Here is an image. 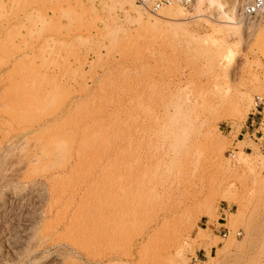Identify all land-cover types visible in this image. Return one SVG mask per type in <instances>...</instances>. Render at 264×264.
I'll list each match as a JSON object with an SVG mask.
<instances>
[{
	"label": "rangeland",
	"instance_id": "obj_1",
	"mask_svg": "<svg viewBox=\"0 0 264 264\" xmlns=\"http://www.w3.org/2000/svg\"><path fill=\"white\" fill-rule=\"evenodd\" d=\"M209 1L0 0V264H264V16ZM174 107L187 165L164 176ZM99 199L121 239L68 234Z\"/></svg>",
	"mask_w": 264,
	"mask_h": 264
},
{
	"label": "bare ground",
	"instance_id": "obj_2",
	"mask_svg": "<svg viewBox=\"0 0 264 264\" xmlns=\"http://www.w3.org/2000/svg\"><path fill=\"white\" fill-rule=\"evenodd\" d=\"M196 1L197 0H195L194 1V4L196 3ZM247 1H249V0H242L241 2L240 1H235V2H233V3H231V8H232V12H234V14L235 15H238V16H242V18H244V19H246L247 20V23H242V22H234V19L233 18H230V17H228V19H229V21H227L229 24H231V25H234L235 27L236 26H239V28H241L242 29V25L243 24H246V26H248V28L249 27H251L252 28V25L253 26H255L254 25V21L256 20L255 18H246L244 15H243V9H244V7H243V9L241 8ZM209 2H211V3H209L210 4V6L212 5V4H216L214 1H209ZM246 5V4H245ZM131 7L132 8H134L133 7V3H131ZM165 8V7H164ZM164 8H162V9H164ZM162 9H160L159 11H161ZM158 11V12H159ZM157 12V13H158ZM137 13H138V15H142L141 13H140V11H137ZM162 13V12H161ZM154 14H156V13H154ZM224 14L227 16V13L226 12H224ZM158 16H160V15H158ZM161 18H163V19H165L164 17H161ZM258 18V17H257ZM239 24V25H238ZM234 27V28H235ZM237 29V28H236ZM244 29V28H243ZM238 30H240V29H238ZM53 33V32H52ZM247 34V33H246ZM51 36V35H50ZM26 38V37H25ZM51 40V39H50ZM30 42V41H29ZM47 42V41H46ZM36 45V44H35ZM47 45V44H46ZM14 46V45H13ZM34 46V44H32L31 45V47H33ZM30 47V48H31ZM1 48V47H0ZM2 49V48H1ZM48 49V48H47ZM52 49V48H51ZM4 50V49H3ZM20 50V49H19ZM18 50V51H19ZM36 53V52H35ZM232 53H235V52H232L231 51V48H228L227 49V51H226V53H225V60L227 61H229V59H231L232 58V56H233V54ZM19 54V53H18ZM37 54V53H36ZM26 56V55H25ZM234 58H235V55L233 56ZM224 58V57H223ZM227 58H229V59H227ZM233 59V58H232ZM14 62V61H13ZM229 62H232V60L231 61H229ZM228 62V63H229ZM20 69V68H19ZM1 70H2V68H1ZM32 73V72H31ZM29 75V74H28ZM35 79V78H34ZM37 79V78H36ZM53 80V79H52ZM18 81V80H17ZM28 81V80H27ZM42 82V81H41ZM7 83V82H6ZM26 84V83H25ZM33 84H34V82H33ZM32 84V85H33ZM37 87V86H36ZM36 87H35V89H36ZM33 88V87H32ZM46 91V90H45ZM49 91H51V90H49ZM42 94V93H41ZM44 94H45V92H44ZM53 97V96H52ZM42 100V99H41ZM40 100V101H41ZM47 101V100H46ZM51 101V100H50ZM16 102H18V101H16ZM43 102V101H42ZM52 103H53V101H51ZM32 103V102H31ZM40 103V102H39ZM38 103V104H39ZM50 103V102H49ZM48 104V103H47ZM24 105V104H23ZM40 105V104H39ZM50 105V104H49ZM58 105V104H57ZM18 108H19V104L17 103V105H16ZM35 106V105H34ZM36 106H38V105H36ZM51 106V105H50ZM29 107V106H28ZM30 108V107H29ZM42 108V107H41ZM56 108V107H55ZM47 109V108H46ZM57 109V108H56ZM42 110V109H41ZM18 111V110H17ZM21 111H25V110H21ZM27 111H29V110H27ZM172 111H174V112H170L168 109H166L165 110V112H164V114H163V119H164V122L167 124V127L166 128H168V129H165V130H163L164 132L161 134V136H159L158 135V137H159V139H160V141H162V143L165 145V146H167L170 150H168V153L167 154H165L164 155V157H165V161H164V170H163V175L165 176V175H167V174H171V171H172V169H176V170H178L179 172H181L183 169H184V167L187 165V158L184 156V155H182L181 153H180V151H179V147H180V145L181 144H183L184 143V140H186L187 138V135L185 134V130H183L184 129V127H185V122H181L180 120L181 119H179L178 118V116L177 115H175L176 113V111H177V108L176 107H174L173 108V110ZM39 112H40V110H39ZM43 112V111H42ZM22 113V112H21ZM30 113V112H29ZM33 113V112H32ZM46 113V112H45ZM173 113H175L174 115V117H172V115H173ZM17 114V113H16ZM15 114V115H16ZM26 114V113H25ZM37 114V113H36ZM39 114V113H38ZM43 114H44V112H43ZM18 115V114H17ZM40 115V114H39ZM52 115V114H51ZM27 116V115H26ZM41 116H43V115H41ZM46 116V115H45ZM23 117V116H22ZM44 117V116H43ZM170 117H172L174 120H177V121H173V119L172 118H170ZM32 118V117H31ZM46 118H48V117H46ZM55 118V117H54ZM53 118V119H54ZM67 118V117H66ZM30 119V118H29ZM35 120H36V118H34ZM41 119H42V117H41ZM16 120V119H15ZM24 120V119H23ZM40 120V118L38 119V121ZM50 120V119H49ZM65 121V120H64ZM63 121V122H64ZM35 121H33V123H34ZM13 123V122H12ZM39 123V122H38ZM30 124V123H29ZM41 124V123H40ZM42 124H43V122H42ZM47 124V123H46ZM46 124H44V125H46ZM56 124V123H55ZM60 124H62V123H60ZM34 125V124H33ZM29 126V125H28ZM28 126H26V127H28ZM31 126V125H30ZM39 126V125H38ZM61 126V125H60ZM164 127V126H163ZM31 128V127H30ZM56 128L57 127H55V131H56ZM54 129V128H53ZM58 129H59V127H58ZM46 130V129H45ZM175 130V131H174ZM38 131V130H37ZM43 131V130H42ZM49 131V130H48ZM47 131V132H48ZM39 133L41 132V130L40 131H38ZM46 132V131H45ZM44 131L42 132L43 134L45 133ZM36 133V132H35ZM56 133V132H55ZM55 133H53V134H55ZM34 134V133H33ZM48 134V133H47ZM83 134V133H82ZM20 135V134H19ZM82 136V135H81ZM84 137H86L85 135H84ZM26 138V137H25ZM80 138V137H79ZM83 138V137H82ZM50 141L48 142V144H47V146L44 148V156H42L41 157V159H39V160H45L44 158H45V156H46V154L51 150V145H52V138L51 139H49ZM83 142V141H82ZM62 143V142H61ZM85 143V142H84ZM63 144V143H62ZM23 145V144H22ZM20 146V145H19ZM18 146V147H19ZM31 146H32V144H31ZM64 147H65V145H64ZM41 149V148H40ZM58 149V148H57ZM17 150V149H16ZM47 151V152H46ZM17 152V151H16ZM38 154V153H37ZM36 154V155H37ZM41 154H43V153H41ZM30 155V154H29ZM35 155V156H36ZM80 155V154H79ZM49 156V155H48ZM47 156V157H48ZM54 156V155H53ZM13 157V156H12ZM16 157H17V155H16ZM46 157V158H47ZM33 158V157H32ZM83 158V157H82ZM17 159V158H16ZM15 159V160H16ZM48 159V158H47ZM50 159H52V158H50ZM84 159H85V157H84ZM31 161H33V162H35L36 161V159L35 160H32V159H30ZM37 160H38V158H37ZM49 160V159H48ZM55 160V159H54ZM79 160V159H78ZM77 160V161H78ZM17 161V160H16ZM30 161V162H31ZM15 161H13V163H14ZM18 162V161H17ZM47 162V161H46ZM84 162H85V160H84ZM78 163H80V162H78ZM77 163V164H78ZM11 164V163H10ZM12 165V164H11ZM25 165V164H24ZM82 165V164H81ZM10 166V165H9ZM21 167H23V166H21ZM76 167V166H75ZM25 168V167H24ZM77 168V167H76ZM15 169V168H14ZM66 170V169H65ZM12 171H14V170H12ZM15 172H17L18 173V171L16 170ZM14 173V172H13ZM10 175V174H9ZM11 175H13V174H11ZM17 175V174H16ZM174 175V174H173ZM3 176V175H2ZM1 176V177H2ZM14 176V175H13ZM13 176H11V177H13ZM8 177V176H7ZM12 179V178H11ZM115 180V179H114ZM8 182H10L9 180H8ZM16 182V181H15ZM6 183H7V181H6ZM13 184V183H12ZM64 184V183H63ZM42 185V184H41ZM103 185V184H102ZM106 185H108V184H106ZM100 186V185H99ZM109 186V185H108ZM114 186V185H113ZM112 186V187H113ZM161 186H162V188H165L166 186H167V184L166 183H164V182H161ZM61 187H63V186H61ZM102 187V186H101ZM100 188V187H99ZM108 188V187H107ZM32 189V188H31ZM109 189L111 190V186L109 187ZM112 189H114V187L112 188ZM62 190V189H61ZM71 190V189H70ZM103 190V189H102ZM58 191V190H57ZM108 191V190H107ZM96 192H97V190H96ZM105 193V192H104ZM118 193V192H117ZM39 194V193H38ZM103 194V193H102ZM110 194V193H109ZM59 195V194H58ZM57 195V196H58ZM101 195V194H100ZM114 195V194H113ZM107 196V195H106ZM78 197V196H77ZM99 197V196H98ZM103 198H104V196H102ZM106 198V197H105ZM115 198V197H114ZM102 199V198H101ZM108 199V198H107ZM26 200V199H25ZM43 200V199H42ZM109 200H111V199H109ZM53 201V200H52ZM99 202V204L98 203H96L97 205H95L94 204V206H92V207H90L91 206V204L87 207L86 206V208H83L82 210H81V212H78L79 214H77L78 216L76 217V219H75V216H74V219H75V222H73V220H72V222H73V224H71L70 225V228H67V233H68V231L69 232H76V233H82V234H84V233H86V235H87V233L89 232L90 233V231H93V229H96L97 227H99L100 229H98L99 231H101V230H103L104 229V231H103V234L105 235L104 237H103V235H102V233H101V235H100V237H103V239L105 240H109V242L113 239H116L117 237L118 238H120L119 237V233L122 231V233H123V231H124V227L122 228L121 226H119L118 225V221H119V217H120V215H121V211H120V207H118V206H120V204L119 205H117L116 203H113L114 201L112 200V203L113 204H109L108 206L107 205H105L106 204V202H105V204H104V201H102L103 202V204H102V202H100V199L98 200ZM35 202V201H34ZM37 202V201H36ZM116 202V201H115ZM107 203H109V202H107ZM58 204V203H57ZM85 205V204H84ZM122 209V208H121ZM28 211V210H27ZM123 212V211H122ZM32 213V212H31ZM51 214H52V212H51ZM50 214V215H51ZM68 215V214H67ZM32 216V215H31ZM100 217V220H103V221H101V222H103L102 223V225H104V228L103 227H101L102 225H101V223L99 224V219L97 220V218H94V217ZM122 216H123V214H122ZM36 218V217H35ZM38 218V217H37ZM89 218H91V219H95L96 221H98V224L100 225H98V224H93L94 226L95 225H98L96 228L94 227L93 229H92V227L93 226H91V228L89 227V225L87 224V223H89V221L91 220H89ZM27 219V218H26ZM34 220V219H33ZM91 221H93V220H91ZM59 222V221H58ZM93 222H95V221H93ZM122 223V222H121ZM70 224V223H69ZM68 224V225H69ZM91 224V225H92ZM117 224V225H116ZM66 225V224H65ZM72 227V228H71ZM120 227V228H122V230L120 231V228L118 229V228ZM19 228V227H18ZM90 228V229H89ZM103 228V229H102ZM95 231V233L96 232H99V231ZM27 231V230H26ZM120 231V232H119ZM11 232V231H10ZM102 232V231H101ZM66 233V231H65V234L66 235H68ZM93 233H94V231H93ZM91 234V233H90ZM121 234V233H120ZM76 235V234H75ZM70 236V235H69ZM77 237H79L78 235H76ZM121 236V235H120ZM73 237H74V235H73ZM82 237V236H81ZM86 237H88V236H86ZM90 237V236H89ZM88 237V238H89ZM94 237V236H93ZM66 238H68V236L66 237ZM76 238V237H75ZM95 238V237H94ZM25 239V238H24ZM87 239V238H86ZM99 239V238H98ZM121 239V238H120ZM14 240V239H13ZM71 240V239H70ZM82 240V239H81ZM88 240V239H87ZM86 240V241H87ZM100 240H102V239H100ZM104 240H103V242H104ZM105 240V241H106ZM119 240V239H118ZM117 240V241H118ZM19 241V240H18ZM26 241V240H25ZM77 241V240H76ZM92 241V240H91ZM121 241V240H120ZM89 242V241H88ZM87 242V243H88ZM102 242V241H101ZM112 242H114V241H111L110 243H112ZM98 243V242H97ZM108 243V242H107ZM115 243H116V240H115ZM77 244V243H76ZM102 244V243H101ZM100 244V245H101ZM79 245V244H78ZM81 246H84V245H82V244H80ZM79 245V246H80ZM113 245V244H112ZM101 246H103V245H101ZM115 246V245H114ZM138 246V245H137ZM16 247V246H15ZM22 247V246H21ZM20 248V247H19ZM95 248V247H94ZM31 249H33V248H31ZM20 250V249H19ZM57 252V251H56ZM130 252V251H129ZM53 253V252H52ZM60 253V252H59ZM114 253V252H113ZM16 254V253H15ZM126 254V253H125ZM127 254H128V252H127ZM118 255V254H117ZM129 255V254H128ZM111 255H109V257H110ZM123 256V255H122ZM130 256H131V254H130ZM108 257V256H107ZM108 257V258H109ZM118 257V256H117ZM125 257V256H124ZM126 258V257H125ZM128 258V257H127ZM103 259V258H102ZM109 259H112V258H109ZM116 259V258H115ZM121 259V258H120ZM131 259H133V258H131ZM51 260V259H50ZM114 260V259H113ZM119 260V259H118ZM116 261V260H115ZM122 261V260H121ZM129 261V260H128ZM101 262L103 263V260L102 261H100L99 263L101 264ZM106 262H107V260H106ZM21 263V262H20ZM54 263V262H53ZM61 263V262H60ZM24 264V263H23ZM110 264H112V261L110 260ZM117 264V263H116Z\"/></svg>",
	"mask_w": 264,
	"mask_h": 264
},
{
	"label": "built area",
	"instance_id": "obj_3",
	"mask_svg": "<svg viewBox=\"0 0 264 264\" xmlns=\"http://www.w3.org/2000/svg\"><path fill=\"white\" fill-rule=\"evenodd\" d=\"M195 0H134V2L152 12L156 13L160 9L171 6L173 4H178L179 6H182L183 8H189L194 4ZM243 15L246 18H257V17H263L264 16V0H251L248 2L244 9H243ZM227 236V233H225L224 237Z\"/></svg>",
	"mask_w": 264,
	"mask_h": 264
},
{
	"label": "crops",
	"instance_id": "obj_4",
	"mask_svg": "<svg viewBox=\"0 0 264 264\" xmlns=\"http://www.w3.org/2000/svg\"><path fill=\"white\" fill-rule=\"evenodd\" d=\"M203 251L204 252H203L202 256L206 257L208 255L209 250L208 249H204ZM212 252H213V248H211V250H210V253H212Z\"/></svg>",
	"mask_w": 264,
	"mask_h": 264
}]
</instances>
